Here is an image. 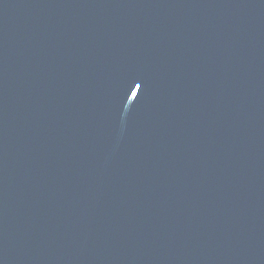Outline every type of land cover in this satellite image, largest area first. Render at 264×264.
I'll list each match as a JSON object with an SVG mask.
<instances>
[{
    "label": "water",
    "instance_id": "obj_1",
    "mask_svg": "<svg viewBox=\"0 0 264 264\" xmlns=\"http://www.w3.org/2000/svg\"><path fill=\"white\" fill-rule=\"evenodd\" d=\"M163 0H0V264H102Z\"/></svg>",
    "mask_w": 264,
    "mask_h": 264
}]
</instances>
